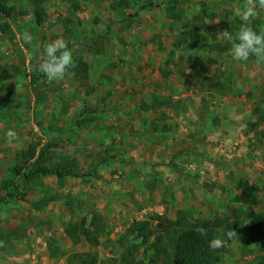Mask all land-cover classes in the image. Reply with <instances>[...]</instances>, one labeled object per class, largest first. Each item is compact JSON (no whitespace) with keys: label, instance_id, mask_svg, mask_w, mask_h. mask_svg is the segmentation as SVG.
<instances>
[{"label":"rangeland","instance_id":"1","mask_svg":"<svg viewBox=\"0 0 264 264\" xmlns=\"http://www.w3.org/2000/svg\"><path fill=\"white\" fill-rule=\"evenodd\" d=\"M127 2L122 9L119 0H8L15 14L0 17V196L26 161L28 173L45 167L76 178L15 179L21 192L12 193L24 198L0 207V264L68 247L64 229L83 219L104 230L91 254L100 264L119 263L121 250L140 245L126 237L132 223L174 222L178 212L186 223L225 218L239 206L240 180L256 190L257 211L264 208V126L256 115L264 113V62L233 61V41L218 38L235 36L249 0ZM35 6L45 12L39 26ZM172 6L179 23L167 18ZM260 11L256 31L264 30ZM189 31L205 37L195 52L177 45ZM56 39L73 65H88L85 80L70 69L49 82L39 71ZM10 129L18 140L9 141ZM243 238L228 245L221 264H264V252ZM152 243L138 247L135 264H170Z\"/></svg>","mask_w":264,"mask_h":264},{"label":"trees","instance_id":"2","mask_svg":"<svg viewBox=\"0 0 264 264\" xmlns=\"http://www.w3.org/2000/svg\"><path fill=\"white\" fill-rule=\"evenodd\" d=\"M7 3L8 0H0V17L9 20L14 16L15 8L8 7ZM119 4L122 9H127L129 6L127 0H119ZM34 9L33 16L36 25L39 26L44 22L45 12L40 6H35ZM167 18L173 23H179L182 20V14L177 12L175 6H172L168 9ZM5 31V27L0 23V34L5 33ZM203 41H205V37L189 31L180 35L177 45L187 46L188 50L195 52L200 48L199 42ZM215 48L218 52H222L221 46L217 45ZM255 60V57H250L247 62H254ZM71 70L85 80L88 74V65L83 61H77ZM256 115L258 117L257 124L264 126V113L257 109ZM261 135L264 137V129ZM43 157L42 153L39 154V161L44 162ZM29 170H31V165L30 162L26 161L22 168L14 170L15 179L22 177L25 182H31L37 176H54L60 182L66 177L76 178L73 171H64L63 169L49 170L40 167L28 173ZM15 179L12 182L3 183V190H9V192L5 198L0 196V207L9 198L18 201L23 200L24 193L20 197H16L12 193V191L21 192ZM236 190L239 195H237L235 203H238L239 206L230 208L229 215L225 218L214 217L212 220L186 223L180 217L181 213L178 212V219L174 222L167 220L164 216H154L144 222L132 223L126 231V237L139 241L140 245H130L127 255H124L121 250V262L116 264H135L133 258L138 247L149 244L151 239H153L151 248L155 251L156 256L164 255L170 264H221L222 257L227 253L228 245L243 238L242 231L245 224H247V233L243 242L246 245L258 247L264 252V208L259 212L257 211L259 207L258 194L246 180L238 181ZM153 222L156 223L155 227L152 226ZM85 225L84 219L80 223L69 224L64 229V234L73 245H78L82 239L88 246L98 247L99 240L104 234L103 228L98 227L91 230ZM199 229L204 231L201 232ZM229 230L234 231L236 235L223 246L216 248L213 242L216 239L227 240L225 233ZM1 242L2 236L0 235V244ZM80 260L82 261L81 258ZM86 264H97L96 258H90Z\"/></svg>","mask_w":264,"mask_h":264},{"label":"clouds","instance_id":"3","mask_svg":"<svg viewBox=\"0 0 264 264\" xmlns=\"http://www.w3.org/2000/svg\"><path fill=\"white\" fill-rule=\"evenodd\" d=\"M264 10V0H249L247 7L241 12L242 23L235 36L229 35L228 31L220 33L229 40L233 41L231 47V59L233 61L247 62L250 57H255L257 62H264V30L257 32L252 26V21L259 18L261 11ZM30 40V37H28ZM44 59L39 64L41 71L49 82L59 81L65 77L73 67V57L71 50L65 42L56 39L44 48ZM10 142L18 140V133L15 130H8L6 133ZM203 232V229H199ZM236 233L229 230L225 233L227 240L216 239L213 243L216 248L223 246Z\"/></svg>","mask_w":264,"mask_h":264},{"label":"crops","instance_id":"4","mask_svg":"<svg viewBox=\"0 0 264 264\" xmlns=\"http://www.w3.org/2000/svg\"><path fill=\"white\" fill-rule=\"evenodd\" d=\"M65 237V235H62L60 239L62 240V238ZM66 239L69 242L68 247L57 248L55 250H51L49 249V247H47V249L41 248L39 249V251L23 252L21 254L24 256L22 257V260L17 264H74V257H72L74 255H81V257H83L82 261L85 263H79L86 264L87 262H89L85 261L87 259V255L89 254L95 256L94 254L96 253L91 254V251L94 252V250L99 247L98 246L97 248H92L88 246L82 239L80 240V243L78 245H73L67 237ZM96 259L97 264H100V262L98 261L99 258L96 257ZM76 263H78V261Z\"/></svg>","mask_w":264,"mask_h":264}]
</instances>
